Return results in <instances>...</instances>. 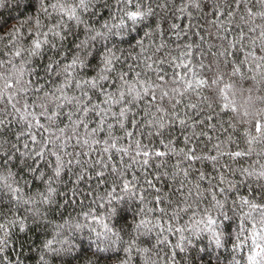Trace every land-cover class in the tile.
<instances>
[{
  "label": "trees",
  "instance_id": "1",
  "mask_svg": "<svg viewBox=\"0 0 264 264\" xmlns=\"http://www.w3.org/2000/svg\"><path fill=\"white\" fill-rule=\"evenodd\" d=\"M134 2L141 3L143 11L151 7L153 14L137 23L135 30L127 21L123 37H113L111 43L118 46L117 55L122 57L118 67L129 84L135 83L136 73H140L139 80L155 90L156 100L149 96L132 103L126 96L117 102V97L111 102L112 114L103 115L92 108L99 104L107 111L104 96L94 91L88 92L91 101L87 113L80 111L76 102L49 96L45 100L48 115L59 113L52 121L40 115V101L31 88L26 96L18 91L17 79L55 93L63 77H46L44 67L51 58L71 63L76 45L85 40L84 30L70 24L62 49L57 43L56 49L44 46L40 56L30 58L27 51L16 56L17 48L31 46L38 15L43 31L54 26L57 18L39 13L37 0H4L0 7V175L10 170L25 199L31 196L38 201L34 206H17L0 188V224L16 218L24 221L23 230L19 220L9 227L0 264H39L45 243L52 241L60 248L61 240H70L77 251L50 256L51 264H250L249 256L264 264V253L257 255V245L264 247V224L257 220L264 211V119L244 114L245 110L249 114L264 111V17L259 15L264 12V0H201L200 9L191 7L190 0ZM213 3L232 16H213ZM182 6L191 16L180 12ZM122 10V0H97L90 24L94 28L118 24ZM221 19L227 23V32H218L211 25V21ZM173 24L184 31L173 29ZM229 44L236 47L220 55ZM22 64L25 74L18 78L14 72ZM233 69H238L235 75ZM218 74L223 75V81L213 85ZM83 75L90 79L95 72L89 67ZM200 78L208 83L196 87ZM186 82H192L193 88L188 89ZM6 83L12 87L6 88ZM225 83L233 85L229 90L233 106L229 108L223 107L219 93ZM120 87V81L114 79L107 91L117 94ZM173 88L178 91L173 92ZM163 91L169 95L162 96ZM66 94L80 97L81 90L72 87ZM9 95L14 99L9 100ZM39 95L44 97L43 92ZM25 99L29 104L36 101L30 111L48 129L34 126L37 141L52 140L43 159L35 158L39 144L20 135L27 132V126L12 105L19 108L18 101ZM57 103L61 104L59 109ZM122 109H129L125 118L119 117ZM177 115L186 119L185 126L180 125ZM257 121L260 131L255 127ZM109 132L114 139L110 140ZM105 141L126 151L105 152ZM53 151L63 161H71L70 165L65 163L58 179L53 178ZM185 152L194 153L197 159H187ZM50 178L56 189L53 199L39 202L37 194L47 192ZM217 201L224 205L222 210ZM33 208L39 215H33ZM209 217L216 221L212 227L220 234L219 248L206 227ZM105 224L121 240L117 251L96 254L92 241L96 233L107 232ZM128 248L131 250L125 251Z\"/></svg>",
  "mask_w": 264,
  "mask_h": 264
},
{
  "label": "snow or ice",
  "instance_id": "2",
  "mask_svg": "<svg viewBox=\"0 0 264 264\" xmlns=\"http://www.w3.org/2000/svg\"><path fill=\"white\" fill-rule=\"evenodd\" d=\"M28 0H25L27 3ZM39 4V13H42L45 17L51 18L53 14H55L57 20L54 26L47 27V31H43L44 25L41 24L39 15L35 18V38L32 40V44L27 49L17 48L15 55L20 56L22 51H27L29 57H36L42 54V49L44 46H48L52 49H56L57 43L60 44L61 49L63 48V42L66 39L67 30L71 25H74L76 28H83L85 33V40L81 41L80 44L76 45V51L72 54L71 63H63L61 60L51 58L49 63L45 65L44 72L46 77H51L53 74L57 76L63 77V84L56 88V92L52 93L50 90H45L43 87H39L36 85H32L30 81L21 82L17 79V83L20 84L18 91L20 93H24L25 96L28 94L30 88L33 90L36 95V100L40 101V108L42 111L40 112L41 116H45L49 121L55 119V117L59 114L58 112H53L51 115H48V107L45 100L49 96H55L57 101H65L67 103L76 102V104L80 107V111L87 113L89 111L88 103L91 101V97L88 96L89 91H94L97 95H103L104 99L102 103L106 106L107 111L101 108L99 104H94L92 106L93 110H99V112L103 115L112 114L111 113V102L113 99H117V102L124 101L126 96L131 97L132 103L139 101L145 97H151L152 100H156L155 90L146 83L139 80L140 73H136V81L133 84H129V81L125 75V73L118 67L121 63L122 57L117 55V51H119L118 46L116 44L111 43L113 37H123L124 29L127 27V21H131L133 25V30H135V25L141 21H143L147 16L152 15L151 7H148L147 11L142 10V4L139 2H134V0H122L123 3V16L120 17V22L118 24H108L104 23L100 28H94L90 24V18L95 16V8L97 7V0H56L54 3H45L43 0H37ZM4 6V0H0V7ZM106 6V5H105ZM190 6L195 9L201 8V0H190ZM214 11L213 16H216L217 13L220 17L232 16V12H228L225 14L220 11L219 5L213 3L212 5ZM237 8L240 7L239 3L236 5ZM135 9V10H131ZM181 13L187 12V7L182 6L180 8ZM189 16H191L190 12H187ZM249 15H252L249 10ZM260 16L264 17V12L259 13ZM87 17V18H86ZM212 27L216 28L219 32L220 30L228 31L227 23L224 20H213L211 21ZM173 29H178L179 31H184L180 28L179 25L173 24L171 26ZM16 30H14L15 32ZM203 39V37H201ZM95 45H99V47H94ZM163 47V45H161ZM190 48L191 45H188ZM223 47V46H222ZM236 47L235 44H229L228 48H224L220 55H227L229 48ZM61 54L60 50L57 49V55ZM185 56L189 55L188 53H184ZM264 59V57H261ZM95 60L96 63L93 64L92 61ZM89 67H92L95 75L90 79L84 78V73L87 72ZM130 71H134V69L129 66ZM238 69H233V75H235ZM25 74L24 65H20L15 69L14 75L22 77ZM114 79L120 81L121 87L117 89V94H113L107 91V87L109 84L114 83ZM158 79L163 80L162 76H158ZM223 81V75L218 74L215 79L212 80L213 85H219ZM71 82V83H70ZM208 83L207 80L200 78L196 80V87L206 85ZM140 84L141 88L137 89L136 85ZM187 88L192 89L193 83L186 82ZM38 85V82H37ZM6 88H11L12 85L9 83L5 84ZM75 87L76 89L81 90V96H68L66 94V89H70ZM233 87L232 84L225 83L222 88H219V93L222 98L223 107L229 108L232 107V103L229 102V90ZM173 92H177L178 90L173 88ZM43 92L44 97H40L39 93ZM58 94V95H57ZM162 96H168L169 93L167 91H163L161 93ZM82 98L86 102L81 103ZM9 100H13L14 97L12 95L8 96ZM21 103V107H17L16 104H13L12 107L17 114H19L20 119L26 123L27 132H21L20 135H27L30 137L33 143H38L39 148L35 151V158L43 159L45 156V150L48 147V144L52 143V140L49 138L44 143H40L37 141V137L33 132L34 126L37 128H44L45 131H48L47 128L43 124L39 123V120L36 117V114L30 109L34 108L36 105V101H33V104H29L27 100L18 101ZM57 109L61 107L60 103L56 105ZM192 108H195L196 105H191ZM23 109V111L21 110ZM163 111V109H159ZM233 110L235 108L233 107ZM129 109H122L119 112L120 118H125L126 113ZM244 114L249 115L248 111L245 110ZM73 114H69V119ZM114 115V114H113ZM31 117V119H29ZM177 119H179L177 115ZM35 122V124H34ZM121 122V127H123V122ZM186 119H179V123L181 126L186 125ZM159 127H164L163 123L160 121L155 122ZM111 125H109V129H111ZM256 130L260 131L261 126L257 121L255 124ZM61 133H64L65 129H59ZM131 136V133H128ZM110 140L114 139L111 137V132H109ZM57 140L60 139L59 136L56 137ZM254 139V138H253ZM187 140V138H186ZM251 142V140H250ZM84 144H88V140L83 141ZM96 143V141H94ZM108 145L104 148L105 152H108L109 149H116L117 151H126V149L118 148L117 144L114 142L105 141ZM28 145L25 144V148ZM140 145L137 141V151L139 154ZM241 153H235L234 155H240ZM51 155L56 156V166L53 170L55 179H58L61 175V170L64 168L65 163L68 165L71 164V161H63L62 158L55 152H51ZM144 155L147 156L148 152L145 151ZM185 157L189 160L197 159L194 153L185 152ZM5 160L8 159L7 155L4 157ZM215 159V157H212ZM80 162L77 161V164ZM147 163V160L144 161ZM252 173H248L251 175ZM187 175V172H185ZM43 179V176L40 177ZM53 178L48 180V188L46 193H38L39 202L49 203L53 199V194L56 189L52 187ZM203 179V177H201ZM19 182L16 180L15 175L9 170L5 175H0V188L5 189L10 194V200L14 201L17 206L24 205H35L38 201L33 197L29 196L25 199L23 191L21 188L17 187ZM224 191V189H221ZM215 199V196L213 197ZM243 203L247 204V200H243ZM224 205L217 201V208L222 210ZM13 213H15V209H10ZM33 215H39V213L33 208ZM221 215L224 216V219H228L227 215L221 211ZM16 219L9 220L6 224H0V252H3L8 244L9 237V227L17 223ZM19 224L21 230L24 228V221L19 220ZM143 224V221H141ZM216 224V221L209 217L207 221V230L212 232V238L215 241V245L217 248L221 247V239L220 234L217 233L213 225ZM140 225H137L139 228ZM104 228L107 229L106 233H96V240L92 241L95 244L97 253L103 254L108 252H115L118 250V244L121 240L118 233L112 232L109 229L108 225L105 224ZM76 230H79L77 227ZM203 231V229H202ZM261 239H264V236H261ZM61 244L60 248H57L53 245L52 241H48L45 243L44 248L42 250V254L40 255L39 264H51L49 259L50 256H58L63 257L64 254H72L74 251V246L71 244L70 240H61L59 241ZM131 249H125V251H130ZM264 253V247H260L257 245V255ZM248 260L250 264H261V261H258L256 256H249ZM87 264H92L91 261H88ZM120 264H126V262H120Z\"/></svg>",
  "mask_w": 264,
  "mask_h": 264
},
{
  "label": "clouds",
  "instance_id": "3",
  "mask_svg": "<svg viewBox=\"0 0 264 264\" xmlns=\"http://www.w3.org/2000/svg\"><path fill=\"white\" fill-rule=\"evenodd\" d=\"M251 119H264V111H253L249 114ZM264 136V134H262ZM258 223L264 224V211L260 212L259 217L257 218Z\"/></svg>",
  "mask_w": 264,
  "mask_h": 264
}]
</instances>
